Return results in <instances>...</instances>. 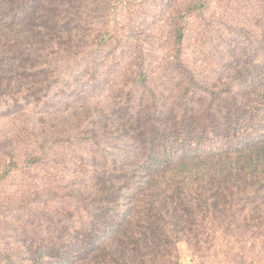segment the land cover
Segmentation results:
<instances>
[{"label":"rangeland","instance_id":"obj_1","mask_svg":"<svg viewBox=\"0 0 264 264\" xmlns=\"http://www.w3.org/2000/svg\"><path fill=\"white\" fill-rule=\"evenodd\" d=\"M60 6H67L62 20L71 21L58 23V47L41 60L47 65L9 74L18 84L0 97V174L4 162L13 169L0 178V264H55L33 260L30 251L57 248L61 232L73 234L75 255L97 243L87 238L99 230L94 179L133 160L136 146L122 126L140 111L166 117L175 104L197 102L195 91L236 93L247 82H264V0H59ZM27 22L38 24L35 13ZM36 153L38 164L24 163ZM133 199L119 202L122 217ZM218 234L200 245L201 258L183 241L171 255L180 264H264L263 238ZM162 256L158 263L170 264Z\"/></svg>","mask_w":264,"mask_h":264},{"label":"trees","instance_id":"obj_2","mask_svg":"<svg viewBox=\"0 0 264 264\" xmlns=\"http://www.w3.org/2000/svg\"><path fill=\"white\" fill-rule=\"evenodd\" d=\"M58 1L39 0V7L30 8L28 0H0V97L18 84L9 74L44 68L43 56L58 47V23L71 21L62 20L67 6L58 7ZM31 12L38 24L27 22ZM247 83L236 93L195 91L197 102L175 104L166 117L151 110L132 117L122 128L135 143L133 160L94 179L99 230L87 238L97 243L75 255L73 234L61 232L57 248L30 251L32 259L161 264L157 256L165 253L163 261L180 264L171 248L182 241L197 258L200 245L218 233L249 232L264 242V82ZM32 162H40L37 153L26 155L24 163ZM12 171L4 162L0 178ZM125 196L134 199L122 217L117 208Z\"/></svg>","mask_w":264,"mask_h":264}]
</instances>
